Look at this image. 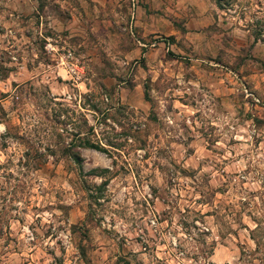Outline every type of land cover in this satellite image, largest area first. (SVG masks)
Returning <instances> with one entry per match:
<instances>
[{
  "label": "rangeland",
  "instance_id": "rangeland-1",
  "mask_svg": "<svg viewBox=\"0 0 264 264\" xmlns=\"http://www.w3.org/2000/svg\"><path fill=\"white\" fill-rule=\"evenodd\" d=\"M0 264H264V0H0Z\"/></svg>",
  "mask_w": 264,
  "mask_h": 264
},
{
  "label": "built area",
  "instance_id": "built-area-1",
  "mask_svg": "<svg viewBox=\"0 0 264 264\" xmlns=\"http://www.w3.org/2000/svg\"><path fill=\"white\" fill-rule=\"evenodd\" d=\"M69 55H70V52H69V53H65V54H63V55L60 57V58H61V62H65V64L69 66L68 71H74V67H73L70 63L68 64V62H67V58H68ZM151 221H152L153 223L155 222L154 219H152Z\"/></svg>",
  "mask_w": 264,
  "mask_h": 264
},
{
  "label": "trees",
  "instance_id": "trees-1",
  "mask_svg": "<svg viewBox=\"0 0 264 264\" xmlns=\"http://www.w3.org/2000/svg\"><path fill=\"white\" fill-rule=\"evenodd\" d=\"M217 3H219V0H217ZM84 145L86 146H92V147H98L96 143L90 142L89 140H85Z\"/></svg>",
  "mask_w": 264,
  "mask_h": 264
},
{
  "label": "crops",
  "instance_id": "crops-1",
  "mask_svg": "<svg viewBox=\"0 0 264 264\" xmlns=\"http://www.w3.org/2000/svg\"><path fill=\"white\" fill-rule=\"evenodd\" d=\"M60 68H62L63 69V67H60ZM65 70V69H64Z\"/></svg>",
  "mask_w": 264,
  "mask_h": 264
}]
</instances>
